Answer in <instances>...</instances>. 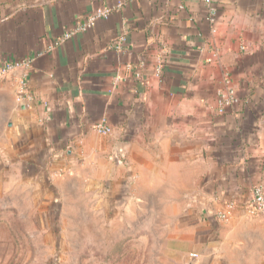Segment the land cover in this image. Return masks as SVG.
Wrapping results in <instances>:
<instances>
[{"label": "crops", "instance_id": "crops-1", "mask_svg": "<svg viewBox=\"0 0 264 264\" xmlns=\"http://www.w3.org/2000/svg\"><path fill=\"white\" fill-rule=\"evenodd\" d=\"M12 62L0 185L81 177L114 212L162 218L187 264L264 257V214L248 211L264 190V0H0V69Z\"/></svg>", "mask_w": 264, "mask_h": 264}, {"label": "rangeland", "instance_id": "rangeland-1", "mask_svg": "<svg viewBox=\"0 0 264 264\" xmlns=\"http://www.w3.org/2000/svg\"><path fill=\"white\" fill-rule=\"evenodd\" d=\"M0 185V264H187L162 218L115 211L83 178ZM264 264V257L257 260Z\"/></svg>", "mask_w": 264, "mask_h": 264}, {"label": "built area", "instance_id": "built-area-1", "mask_svg": "<svg viewBox=\"0 0 264 264\" xmlns=\"http://www.w3.org/2000/svg\"><path fill=\"white\" fill-rule=\"evenodd\" d=\"M111 15L110 10H97L95 11L86 21V23L80 28V30H89L91 29L97 20L99 19H108ZM69 37V36H67ZM119 44V43H118ZM21 64L18 62H12L4 65L0 69V77L8 72L13 71L15 68L19 67ZM23 65L27 66V63ZM227 85H230V82L226 81ZM25 83L21 82V90L24 89ZM236 99L234 96V91L231 88H228L226 91L222 92L219 95L218 104L220 107V112H222L225 108L232 106L236 103ZM93 130L103 136L109 135L112 131L111 126L108 124L107 120L102 118L97 123L94 124ZM248 211L252 216H259L264 214V190L261 187H254L251 191V198L248 204ZM226 213H219L216 215V218L220 222L226 221ZM192 258H197L196 254L190 255Z\"/></svg>", "mask_w": 264, "mask_h": 264}]
</instances>
